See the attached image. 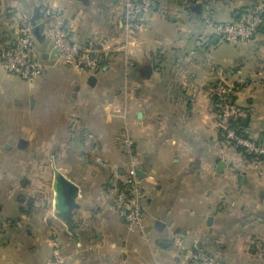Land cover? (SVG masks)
<instances>
[{
	"label": "crops",
	"instance_id": "1",
	"mask_svg": "<svg viewBox=\"0 0 264 264\" xmlns=\"http://www.w3.org/2000/svg\"><path fill=\"white\" fill-rule=\"evenodd\" d=\"M255 2L154 0L147 31L126 46L120 0H0V38L13 34L10 10L35 19L51 7L82 46L118 44L96 70L58 66L42 30L41 78L18 90L0 66V264H47L54 242L65 264H186L178 233L217 264H264L248 251L264 240V162L223 143L206 91L246 78L234 101L243 133L264 145V29L224 44L205 24L240 21ZM124 133L145 189V237L112 209L109 189L130 161ZM56 170L76 192L72 217L56 208Z\"/></svg>",
	"mask_w": 264,
	"mask_h": 264
},
{
	"label": "built area",
	"instance_id": "2",
	"mask_svg": "<svg viewBox=\"0 0 264 264\" xmlns=\"http://www.w3.org/2000/svg\"><path fill=\"white\" fill-rule=\"evenodd\" d=\"M200 1V0H199ZM123 8V30L125 41L120 45L128 46L130 40L143 35L147 29V16L154 8V0H120ZM7 24L13 34L0 43V63L4 69L33 83L41 78L46 71V63L35 52V29L42 26L44 35L52 40L55 48L54 63L58 66L73 67L80 70H96L99 56L116 52L113 40L105 37L91 40L82 46L73 39L72 33L64 24L56 21L55 11L51 7H43L39 13V21L23 10H10ZM205 24L221 40L232 43H247L256 38L264 29V0H256L246 17L234 22H214L205 19ZM247 85V80H220L206 87L210 100L214 103L218 126L223 143L234 146L257 160L264 162V145L246 136L240 122L246 117V111L238 107L234 101L238 90ZM124 153L129 158V165L120 182H115L109 189L113 197L112 209L126 223L130 231L146 235L144 207L146 194L142 178L139 175L137 152L133 139L124 133L121 140ZM106 166V163L98 160ZM175 244L185 255L186 264H217V260L195 248L189 252L184 244V235H175ZM51 259L47 264H65L66 257L53 243ZM248 251L257 258H264V240L254 238L249 241Z\"/></svg>",
	"mask_w": 264,
	"mask_h": 264
},
{
	"label": "water",
	"instance_id": "3",
	"mask_svg": "<svg viewBox=\"0 0 264 264\" xmlns=\"http://www.w3.org/2000/svg\"><path fill=\"white\" fill-rule=\"evenodd\" d=\"M39 20V14H36L35 21ZM35 35L37 39L42 38V26H37L35 29ZM96 82V78L92 77L90 83L93 85ZM140 175V172H139ZM55 191H56V208L60 214L68 215L72 217V204L68 200V195L76 196V192L73 191V186L69 181L64 178L58 170L55 171ZM73 200V199H72Z\"/></svg>",
	"mask_w": 264,
	"mask_h": 264
},
{
	"label": "rangeland",
	"instance_id": "4",
	"mask_svg": "<svg viewBox=\"0 0 264 264\" xmlns=\"http://www.w3.org/2000/svg\"><path fill=\"white\" fill-rule=\"evenodd\" d=\"M152 12V11H151ZM151 12L148 14V16H147V26H148V20H149V17H150V14H151ZM49 39V38H48ZM52 41V40H51ZM222 42L224 43V44H231V43H228V42H225V41H223L222 40ZM235 43H240V42H232V44H235ZM42 46V43L41 42H39L38 40H36L35 41V52H36V54H38L40 57L42 56V54H40L42 51H41V49H40V47ZM0 66L3 68V70L4 71H6L5 69H4V67L1 65V63H0ZM7 72V71H6ZM8 74H11V73H9V72H7ZM11 76H12V78H14V80H11L13 83H14V85H15V88L16 89H18V90H22V87L23 88H28V86L30 85V83L29 82H27V81H25V80H23L21 77H19V76H17V75H15V74H11ZM36 82V81H35ZM34 83V82H33ZM22 86V87H21ZM264 259V258H263Z\"/></svg>",
	"mask_w": 264,
	"mask_h": 264
},
{
	"label": "trees",
	"instance_id": "5",
	"mask_svg": "<svg viewBox=\"0 0 264 264\" xmlns=\"http://www.w3.org/2000/svg\"><path fill=\"white\" fill-rule=\"evenodd\" d=\"M39 21V20H38ZM37 21V22H38ZM5 40H7V37H3V35H2V37L0 38V43L1 42H4ZM103 58H106V56L105 55H100L99 56V59H100V62H99V66H98V68H101V63H102V61H103ZM240 125V127H241V130L243 131V129H244V127H243V121H241L240 123H239Z\"/></svg>",
	"mask_w": 264,
	"mask_h": 264
}]
</instances>
